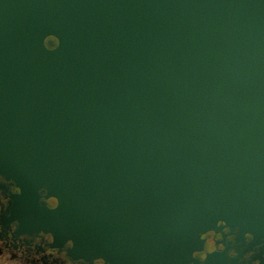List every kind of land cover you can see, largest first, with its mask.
I'll list each match as a JSON object with an SVG mask.
<instances>
[{
    "label": "water",
    "instance_id": "1",
    "mask_svg": "<svg viewBox=\"0 0 264 264\" xmlns=\"http://www.w3.org/2000/svg\"><path fill=\"white\" fill-rule=\"evenodd\" d=\"M0 177L74 259L264 243V0H0Z\"/></svg>",
    "mask_w": 264,
    "mask_h": 264
},
{
    "label": "flooded vegetation",
    "instance_id": "2",
    "mask_svg": "<svg viewBox=\"0 0 264 264\" xmlns=\"http://www.w3.org/2000/svg\"><path fill=\"white\" fill-rule=\"evenodd\" d=\"M3 184L4 181L0 180V242H2L0 260L3 261V264H68L69 260L72 264H82L81 259L69 256L68 249H65L64 244L56 245L52 234L31 228L28 220L21 219L20 221L12 215V210L9 208L12 203L10 194H17L19 190L11 188L7 193ZM47 204L49 208H55L57 201L50 199L47 200ZM41 232L44 233V237H51L50 242L44 237H40L42 244H35L33 247L36 237L40 236ZM210 234L223 237L222 240H216V247L212 250L208 248V239L213 238ZM228 235L229 233L225 232H210L204 235L203 238L206 242L203 249L194 253L198 264H250V259L258 260L259 264H264V248H261L258 254L248 259H242L247 257L248 251L255 248L256 244L252 243L247 246L245 251H240L237 248V255L227 256V250L233 247L228 241ZM221 243L225 244V251L219 247ZM42 245H46V247ZM49 249L51 252L48 251ZM89 264L92 263L89 262Z\"/></svg>",
    "mask_w": 264,
    "mask_h": 264
},
{
    "label": "clouds",
    "instance_id": "3",
    "mask_svg": "<svg viewBox=\"0 0 264 264\" xmlns=\"http://www.w3.org/2000/svg\"><path fill=\"white\" fill-rule=\"evenodd\" d=\"M3 177H0V180H2ZM224 232L225 233H229L228 235V241H230V244L233 245L232 248L228 249L227 250V256H235L237 255V248L240 250V251H245V249L247 248V246L249 244L252 243V241L255 239L254 235L252 234V232H245L244 233V240L243 241H239L237 239V236L240 232V228L237 226L236 228H232L230 226H226L224 228ZM210 236H212L213 238H210L208 239V248L209 250H212L216 247V240H222L223 237L221 236H216L215 234H210ZM40 237H44V233L41 232L40 233V236L36 237L35 239V242L33 244V247H35V244H42V241L40 239ZM45 239H47L49 242L51 240V237L48 236V237H44ZM0 246H2V242H0ZM44 247H46V245H42ZM64 247L65 249H69V248H73L74 247V241L69 239L66 241V243L64 244ZM219 247L225 251V244L224 243H221L219 245ZM261 248H264V243H260V244H256L255 245V248L251 251H248V255L247 257H243L242 259H248L250 257H252L253 255L255 254H258L260 252V249ZM49 252H51V250L49 249L48 250ZM82 260V264H89V262L85 259H81ZM104 260L103 258H97L95 259L92 264H104ZM250 264H259V261L258 260H249ZM0 264H3V261L0 260ZM68 264H72V262L69 260L68 261Z\"/></svg>",
    "mask_w": 264,
    "mask_h": 264
}]
</instances>
